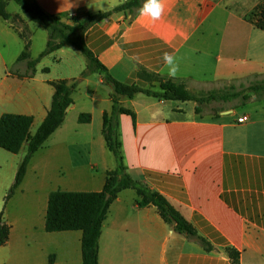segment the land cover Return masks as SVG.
<instances>
[{"label": "crops", "instance_id": "crops-1", "mask_svg": "<svg viewBox=\"0 0 264 264\" xmlns=\"http://www.w3.org/2000/svg\"><path fill=\"white\" fill-rule=\"evenodd\" d=\"M123 1L36 3L45 14L66 18L107 12ZM263 2L164 0L160 20L140 11L114 13L91 26L84 42L110 75L125 84L149 86L136 73L140 66L187 88L241 90L264 81V32L247 21ZM10 33L20 38L10 24H0V41ZM65 48L70 47L50 54L56 55L51 64L62 65ZM165 52L174 54L179 65L175 77L168 75ZM29 56L37 58L31 57L30 47ZM0 58L6 66L1 51ZM21 68L25 72V63ZM45 68L48 72L39 75L36 65L30 78L7 74L0 79V116H30L36 129L50 108L48 82H77L62 124L33 155L5 206L26 145L15 155L0 150V212L10 227L0 247V264H82L80 231H45L48 196L54 191L99 192L116 167L101 132L102 116L111 109L110 87L99 75L81 77L83 69L54 74L50 66ZM120 104L133 116L118 117L126 172L161 194L215 250L204 252L173 233L154 207H137L136 194L128 189L117 195L102 223L98 264H233L224 252L227 247L239 253L238 264H264V94L223 109L216 118L196 114L193 102L157 101L142 94L122 98ZM80 114L90 115V122L78 123ZM241 116L247 120L238 124ZM26 197L37 208L36 223L8 210Z\"/></svg>", "mask_w": 264, "mask_h": 264}, {"label": "trees", "instance_id": "trees-1", "mask_svg": "<svg viewBox=\"0 0 264 264\" xmlns=\"http://www.w3.org/2000/svg\"><path fill=\"white\" fill-rule=\"evenodd\" d=\"M9 1L20 8L23 16L44 28L48 34L44 51L35 60H30V39L27 30L23 25H21L23 27L16 28L15 21L18 16L7 13L6 3L0 0V18L7 21L24 41V49L17 57L15 64L25 63V72L20 74L18 69H15L9 73L10 75L19 79L33 77L36 71L35 67L42 58L63 47H70L79 51L87 61L81 77L99 75L111 89V109L102 116L101 132L108 151L114 157L116 167L106 174L102 190L99 192H51L48 196L45 213V231H80L82 233V264H98V241L102 223L106 219L108 209L117 195L121 191L129 189L136 194L135 204L137 207H154L162 221L168 225L173 233L195 243L204 252H213L215 248L206 239L199 236L194 227L161 194L150 189L144 183L133 180L126 172L118 140V117L121 114L130 116L132 114L121 106L120 100L122 98L131 99L137 94H142L157 101L193 102L196 104L195 113L200 114L203 105L227 103L239 98L246 101L248 99L246 93H252L256 100L261 99L262 94H264V81L252 83L249 87L241 90L229 87L217 93L196 96L187 91L181 81L148 72L138 66L137 75L144 79L149 86L145 88L125 84L115 80L86 47L84 34L91 26L114 13L122 12L134 15L141 9L144 0H124L120 5L107 12L85 13L82 16L66 18L45 14L37 5L36 0ZM247 21L264 32V2L247 18ZM19 23L18 20L17 24L19 25ZM42 72L47 73L48 69L45 68ZM48 84L53 90L50 108L33 134H30L32 117L15 114L0 116V149L15 155L26 145L25 156L18 166L14 181L4 197V206L21 184L33 155L62 124L66 109L72 103L71 95L77 82L68 83L66 80H55L48 82ZM89 122L90 115L80 114L78 116V123L86 124ZM2 215L3 210L0 212V247L6 244L10 233V227L3 221ZM224 252L233 264H238L239 253L236 250L227 247Z\"/></svg>", "mask_w": 264, "mask_h": 264}, {"label": "rangeland", "instance_id": "rangeland-1", "mask_svg": "<svg viewBox=\"0 0 264 264\" xmlns=\"http://www.w3.org/2000/svg\"><path fill=\"white\" fill-rule=\"evenodd\" d=\"M6 3V12L9 13L10 15H16L18 14V19L15 21L16 28L20 27H25L27 30V34L30 39V53L31 57L35 58L38 57V55L44 51L45 49V43L48 38L47 31L38 26L37 24L31 22L28 20L25 16L21 14L20 8L14 4L13 2H10L9 0H3ZM21 21L24 23L23 26L17 24V21ZM0 24L9 26V23L0 19ZM27 24V25H26ZM23 40L18 38L16 35H13V33H10L5 42L0 41V51L2 54V59L4 60L6 66H4L3 63H1V58H0V79H2L5 75L9 74L15 69H18L19 64H15V58L16 56L20 53V50H18V46L22 43ZM17 44V46H16ZM19 44V45H18ZM19 51V52H18ZM64 56H63V63L61 66H54L52 63V60L55 58L56 55H50L47 57H44L41 59L37 64V73L39 75H42V68L46 66H50L52 68V73L54 74H59V73H64L69 70H75V69H85L86 67V59L85 57L77 50L72 49V48H65L64 49ZM83 72V71H82ZM19 73H24V68L19 69ZM186 87V85H185ZM187 91H189L191 94H194L196 96H201V95H206L209 93H217L219 91L224 90L223 87H190L187 88ZM248 96V99L246 101L239 99L230 101L228 103H212L208 105H203L202 106V113L200 114L202 117H207V118H216L218 117L219 113L223 109H227L229 107L242 104V103H247L249 102V99L253 97L254 95L252 93H246ZM36 128H31V132H34ZM1 150V149H0ZM5 152V151H4ZM21 154L25 155V149L22 151ZM110 158H112L113 162L115 160L113 159L114 157L112 155H109ZM132 192V190H131ZM27 197L26 198H20L19 199V204L16 208L13 207V203L9 205V211L14 214L15 217H26L27 219H30L31 222L36 223L37 221V212L34 211L32 204L30 202V205L28 203Z\"/></svg>", "mask_w": 264, "mask_h": 264}, {"label": "clouds", "instance_id": "clouds-1", "mask_svg": "<svg viewBox=\"0 0 264 264\" xmlns=\"http://www.w3.org/2000/svg\"><path fill=\"white\" fill-rule=\"evenodd\" d=\"M140 14L149 17L152 21H158L164 14V0H144ZM162 60L168 68V75L175 77L179 71V65L176 62L174 54L165 52Z\"/></svg>", "mask_w": 264, "mask_h": 264}, {"label": "built area", "instance_id": "built-area-1", "mask_svg": "<svg viewBox=\"0 0 264 264\" xmlns=\"http://www.w3.org/2000/svg\"><path fill=\"white\" fill-rule=\"evenodd\" d=\"M246 120H247V117L246 116H241L240 118L237 119V123L238 124H241V123L246 122Z\"/></svg>", "mask_w": 264, "mask_h": 264}]
</instances>
